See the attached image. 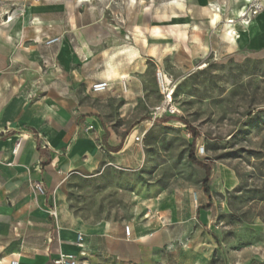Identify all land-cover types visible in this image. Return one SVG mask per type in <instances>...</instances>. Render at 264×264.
I'll use <instances>...</instances> for the list:
<instances>
[{"label":"crops","instance_id":"0c3cea01","mask_svg":"<svg viewBox=\"0 0 264 264\" xmlns=\"http://www.w3.org/2000/svg\"><path fill=\"white\" fill-rule=\"evenodd\" d=\"M248 3L0 0V264H53L59 253L78 257L82 251L78 264L159 261L148 235L133 226L126 238L123 223L87 226L69 214L65 182L140 169L145 152L135 138L154 122L145 118L153 83L143 76L144 66L202 51L207 30L195 23L193 32L192 22L215 28ZM194 5L203 11L192 13ZM236 24L237 43L222 38L226 24L221 41L230 48L264 47V11L248 26ZM50 37L61 41L47 48L42 42ZM99 81L108 89L92 93ZM35 183L43 195L33 190ZM200 205L198 212L208 211ZM77 234L84 237L81 247Z\"/></svg>","mask_w":264,"mask_h":264},{"label":"rangeland","instance_id":"374dc122","mask_svg":"<svg viewBox=\"0 0 264 264\" xmlns=\"http://www.w3.org/2000/svg\"><path fill=\"white\" fill-rule=\"evenodd\" d=\"M195 23L207 30L205 49L144 66L154 122L141 139L143 166L67 180L66 209L83 225L120 222L148 235L153 264H264V47L230 48L223 22L193 21V32ZM190 150L211 165L210 208ZM201 202L208 211L198 212Z\"/></svg>","mask_w":264,"mask_h":264},{"label":"built area","instance_id":"2783aa9c","mask_svg":"<svg viewBox=\"0 0 264 264\" xmlns=\"http://www.w3.org/2000/svg\"><path fill=\"white\" fill-rule=\"evenodd\" d=\"M249 3L247 6L243 7L240 12L237 14V18H230L229 22L227 23L229 26H232V21H238L239 24L248 26L251 21L257 17L259 14H261L264 11V0H248ZM227 21V20H225ZM61 41L60 37H50L43 40V45L47 48L53 47L57 44H59ZM46 63V62H44ZM160 85V84H159ZM109 85L106 81H99L91 85L90 91L92 93H103L108 89ZM162 91H165V88L163 85H161ZM169 99V98H167ZM135 142H141V137H136ZM19 148V144L16 146V150ZM15 150V151H16ZM202 148L200 149V152L202 153ZM33 190L40 195L44 194V188L40 183H35L33 185ZM52 215L56 217V213L53 212ZM130 228L124 227V235L126 238L130 237ZM84 237L82 234L76 235V244L78 246H82ZM85 253L82 251L79 253V256H74L72 254H66V253H59L57 258L53 260V264H77V260L79 257H84ZM10 264H17L15 261H11Z\"/></svg>","mask_w":264,"mask_h":264},{"label":"trees","instance_id":"16d2710c","mask_svg":"<svg viewBox=\"0 0 264 264\" xmlns=\"http://www.w3.org/2000/svg\"><path fill=\"white\" fill-rule=\"evenodd\" d=\"M163 121H166V120H163ZM187 127L189 128V132L191 133L192 139L194 141L198 137V134L194 131L193 128H191L189 126H187ZM188 160L192 165L202 169V171L204 172V177L201 181V188H202L203 194L207 197V199L209 201L208 207L210 208L211 207V203H210L211 193H210V189H209V182H210L211 175H212L211 174V165L208 163L199 161L196 158H194V156L192 154V150H190ZM209 208H204V209L209 210Z\"/></svg>","mask_w":264,"mask_h":264},{"label":"bare ground","instance_id":"6f19581e","mask_svg":"<svg viewBox=\"0 0 264 264\" xmlns=\"http://www.w3.org/2000/svg\"><path fill=\"white\" fill-rule=\"evenodd\" d=\"M216 11H218V9H216ZM216 15L212 16V20H211L212 24L215 23ZM228 22H229V20L226 21L227 28L225 27L226 29L223 31L222 38L233 46L236 42L235 41V35H234V31L231 29L232 26H229L227 24ZM232 23L234 24V20L232 21ZM157 81L160 84V86L163 85V87H165V85L167 86L170 84L169 79L166 76L162 75L159 71L157 72Z\"/></svg>","mask_w":264,"mask_h":264}]
</instances>
